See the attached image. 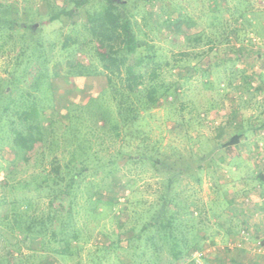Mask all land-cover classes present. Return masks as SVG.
Returning <instances> with one entry per match:
<instances>
[{
    "label": "rangeland",
    "instance_id": "obj_1",
    "mask_svg": "<svg viewBox=\"0 0 264 264\" xmlns=\"http://www.w3.org/2000/svg\"><path fill=\"white\" fill-rule=\"evenodd\" d=\"M74 1L0 0V17L36 21L35 41L52 50L46 66L53 86L50 94L43 85L42 141L26 144L16 133L0 135V258L9 252L8 264H146L149 231L140 229L168 191L180 215L194 213L187 224L202 235L201 248L180 264H264L257 207L264 177V0H125L134 31L154 48L151 69L168 94L119 136L109 125L100 128L101 121L95 126L82 118L79 135L91 141L94 160L69 207L50 188L21 186L39 181L54 161L70 158L68 108L84 105L106 86L101 74L64 75L60 39L73 33V25L79 31L85 8L71 18L48 21L47 14ZM36 8L45 13L36 15ZM95 45L103 51L96 42L76 55L99 70ZM21 60L19 32L0 30V77ZM38 67H28L18 102L27 93L33 100L27 86ZM11 117L22 121L24 115ZM238 129L244 131L239 150L219 148ZM149 155L160 162L151 165ZM14 217L30 227L27 234L9 231ZM160 258L158 264H171L166 245Z\"/></svg>",
    "mask_w": 264,
    "mask_h": 264
},
{
    "label": "trees",
    "instance_id": "obj_2",
    "mask_svg": "<svg viewBox=\"0 0 264 264\" xmlns=\"http://www.w3.org/2000/svg\"><path fill=\"white\" fill-rule=\"evenodd\" d=\"M81 7L85 8V19L81 23V28L77 31L73 25V33H65L60 39V51L64 52L66 65L64 75L85 77L101 74L105 77L106 86L96 97H90L84 105L72 104L68 108L70 124L67 126L69 129L67 133L70 134L69 138L74 144L70 158L63 163L54 161L50 172L43 174L39 181L36 183L27 181L21 186L32 185L35 189L50 188L52 192L54 191L55 199H59L60 202L69 201V207H71L70 202L73 196L76 195V187L85 179L89 163L94 160L89 151L91 141L79 135L82 118L86 117L95 126L101 121L100 128L109 125L115 135L119 136L122 130L137 122L142 113L151 109L160 98H165L168 94V88L162 90L155 70L151 69V64L155 59L154 48L134 31L131 13L126 8L125 0H75L73 7L60 6L54 13H48V21L60 16L71 18L79 12ZM0 10L3 11L4 8ZM27 10L29 9L26 8L25 11ZM33 13L42 16L45 12L36 8ZM40 24L38 23L39 26ZM36 25V21L18 22L4 15L0 17V30L7 28L16 29L19 32L22 57L21 61L14 62L8 75L0 77V135L8 132L16 133L17 135H14L16 139L21 138L26 144L43 140L46 130L43 124L44 118L41 115L43 112L41 103L44 102L43 85L46 84L50 94L53 91L48 78L49 69L46 66L52 50L50 46H44L35 41L34 37H37L39 30ZM96 42L100 43L103 48V51H100L96 45L93 47L97 49L93 53L99 64V70L94 63L85 64L76 55L83 53L87 44L93 46ZM35 62L39 65L38 71L32 79L28 80L27 86L34 98L30 101L28 98L30 94L27 93L26 99L22 103L18 102L22 101L24 96L21 94L20 100L16 99L17 96L19 97V84L25 81L28 67ZM104 94L110 102L114 103L113 108L106 104ZM21 104H23L22 107ZM20 108L22 111L18 113ZM12 113L14 117L17 114L18 116L23 114L24 118L22 121L16 120L11 117ZM16 123L22 126L21 131L14 126ZM49 125H51L50 122ZM243 133L242 129H238L228 141L219 144V148L234 146L238 151L237 146L244 138ZM130 156L128 155L129 159H131ZM139 156L135 157L139 158ZM140 158L141 161L144 160L141 156ZM147 158L153 166L160 162L151 155ZM171 181L172 178L168 177L167 189L171 186ZM167 193L168 191L160 195V209L152 213L140 229V232L149 231L146 239L151 243V262L146 264H158L161 261L160 250L163 245L168 248L171 264H180L190 256L192 249L198 251L201 248L197 240L202 235L196 231L194 225L187 224L186 218H194V213L187 211L186 218L180 215L179 203ZM224 203L229 204V201H224ZM12 205L16 208L14 203ZM29 228L28 225L23 226L21 221L15 217L13 223L9 225V231L17 229L26 234ZM134 238L139 240L140 233L134 235ZM262 245L264 247V238ZM8 260L9 252L0 258V263L4 261L8 264Z\"/></svg>",
    "mask_w": 264,
    "mask_h": 264
},
{
    "label": "crops",
    "instance_id": "obj_3",
    "mask_svg": "<svg viewBox=\"0 0 264 264\" xmlns=\"http://www.w3.org/2000/svg\"><path fill=\"white\" fill-rule=\"evenodd\" d=\"M258 187L260 188V191L258 192L260 198H258V202H257L258 203L257 207L259 212L258 214L260 216L259 217L260 220L264 221V177L260 181V185H258ZM261 221H259V226L261 228L260 232L263 233L264 224Z\"/></svg>",
    "mask_w": 264,
    "mask_h": 264
}]
</instances>
